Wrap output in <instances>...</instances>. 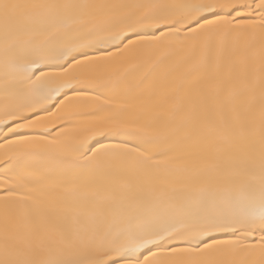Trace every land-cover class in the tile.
<instances>
[{"label": "snow or ice", "instance_id": "snow-or-ice-1", "mask_svg": "<svg viewBox=\"0 0 264 264\" xmlns=\"http://www.w3.org/2000/svg\"><path fill=\"white\" fill-rule=\"evenodd\" d=\"M0 264H264V0H0Z\"/></svg>", "mask_w": 264, "mask_h": 264}]
</instances>
